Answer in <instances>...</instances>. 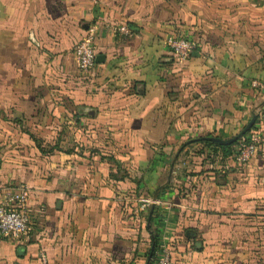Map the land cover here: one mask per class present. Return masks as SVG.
Returning a JSON list of instances; mask_svg holds the SVG:
<instances>
[{"label":"crops","instance_id":"0c3cea01","mask_svg":"<svg viewBox=\"0 0 264 264\" xmlns=\"http://www.w3.org/2000/svg\"><path fill=\"white\" fill-rule=\"evenodd\" d=\"M253 117L247 162L207 144ZM18 183L0 264H154L153 231L177 264H264V0H0V199Z\"/></svg>","mask_w":264,"mask_h":264},{"label":"built area","instance_id":"2783aa9c","mask_svg":"<svg viewBox=\"0 0 264 264\" xmlns=\"http://www.w3.org/2000/svg\"><path fill=\"white\" fill-rule=\"evenodd\" d=\"M118 30L127 35L130 28L120 24ZM93 27H89L86 34L76 41L73 53L80 69L89 70L95 64L97 55L94 42ZM167 46L179 57H187L195 43L192 39L169 34L165 38ZM260 140L258 133H251L241 139L236 145L235 160L238 163L247 161L254 153L255 145ZM30 190L25 183H18L8 187L0 199V234L3 237L20 240L30 230ZM143 205L156 204L160 200L152 195L142 197ZM154 264H177L173 255V248L167 242H160L153 249Z\"/></svg>","mask_w":264,"mask_h":264},{"label":"trees","instance_id":"16d2710c","mask_svg":"<svg viewBox=\"0 0 264 264\" xmlns=\"http://www.w3.org/2000/svg\"><path fill=\"white\" fill-rule=\"evenodd\" d=\"M255 127V125L253 126V127H251L250 128V130L249 131H247V132H245L242 136H240L239 138H237L234 142H232V143H228V144H220V143H217V142H215V141H211V140H206V142H207V144H209V145H211L212 147H215V148H219V149H221L222 150V152L223 153H236V146L235 145H237V143L241 140V139H245V138H247V136L249 135V134H251V133H258L259 135H262L261 133V131H259L258 129H256V128H254ZM257 144H258V142L256 143V145H255V149H254V153L256 152V149H257ZM234 146H235V148H234ZM214 148V149H215ZM254 153H253V155H254ZM234 157H235V154H234ZM250 159V158H249ZM248 159V160H249ZM247 160V161H248ZM247 161H245V162H247ZM245 162H243V163H245ZM243 163H241V164H243ZM153 241H155L156 242V244H155V246L157 245V233L155 232V231H153ZM172 246V245H171ZM173 248V247H172ZM173 255H174V248H173ZM174 257H175V255H174ZM176 258V257H175Z\"/></svg>","mask_w":264,"mask_h":264},{"label":"water","instance_id":"95a60500","mask_svg":"<svg viewBox=\"0 0 264 264\" xmlns=\"http://www.w3.org/2000/svg\"><path fill=\"white\" fill-rule=\"evenodd\" d=\"M103 57H104L103 54L99 53V54L96 55L95 61H97V62L98 61H101L103 59ZM254 118L255 117H253L251 119V121L249 123H247L238 133H236L235 135H233L230 138H227V139H223V138H220V137H211V138H213L214 140H217L219 142H223V143L231 142L233 140H236L237 138H239L240 136H242L250 128L251 124L254 121ZM153 205L154 204L152 203L151 204V207H153ZM153 249H154V245H152L151 252H150V255H149V260H150L151 254L153 252Z\"/></svg>","mask_w":264,"mask_h":264}]
</instances>
